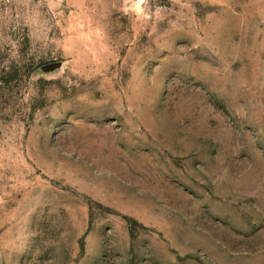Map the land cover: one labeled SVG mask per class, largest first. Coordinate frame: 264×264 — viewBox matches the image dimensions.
I'll use <instances>...</instances> for the list:
<instances>
[{
    "label": "rangeland",
    "instance_id": "1",
    "mask_svg": "<svg viewBox=\"0 0 264 264\" xmlns=\"http://www.w3.org/2000/svg\"><path fill=\"white\" fill-rule=\"evenodd\" d=\"M0 0V264H264V0Z\"/></svg>",
    "mask_w": 264,
    "mask_h": 264
},
{
    "label": "clouds",
    "instance_id": "2",
    "mask_svg": "<svg viewBox=\"0 0 264 264\" xmlns=\"http://www.w3.org/2000/svg\"><path fill=\"white\" fill-rule=\"evenodd\" d=\"M144 2V0H135V7L138 9L139 8V5L141 4V3H143Z\"/></svg>",
    "mask_w": 264,
    "mask_h": 264
}]
</instances>
